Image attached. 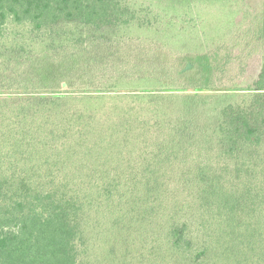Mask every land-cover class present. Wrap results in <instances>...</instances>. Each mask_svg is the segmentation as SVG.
<instances>
[{
	"label": "trees",
	"instance_id": "1",
	"mask_svg": "<svg viewBox=\"0 0 264 264\" xmlns=\"http://www.w3.org/2000/svg\"><path fill=\"white\" fill-rule=\"evenodd\" d=\"M0 264H264V0H0Z\"/></svg>",
	"mask_w": 264,
	"mask_h": 264
},
{
	"label": "rangeland",
	"instance_id": "2",
	"mask_svg": "<svg viewBox=\"0 0 264 264\" xmlns=\"http://www.w3.org/2000/svg\"><path fill=\"white\" fill-rule=\"evenodd\" d=\"M253 3H260L262 0H250ZM230 22V14L227 13V24L229 25Z\"/></svg>",
	"mask_w": 264,
	"mask_h": 264
}]
</instances>
